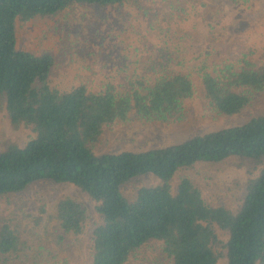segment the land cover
Masks as SVG:
<instances>
[{"label":"trees","instance_id":"16d2710c","mask_svg":"<svg viewBox=\"0 0 264 264\" xmlns=\"http://www.w3.org/2000/svg\"><path fill=\"white\" fill-rule=\"evenodd\" d=\"M131 1L0 0V107L5 105L15 128L33 130L27 143L0 152V197L25 192L40 181L69 183L96 203L102 218L87 231V205L66 197L49 216L56 219L49 228L55 234L41 244L38 232L37 242H29L35 229L30 238L10 217L0 216V253L23 254L27 264H41L37 256L43 264H75L61 247L72 234L79 238L71 239L74 243L90 235V264H126L152 240L161 244L170 264H264V113L175 145L97 154L93 147L106 126L187 121L196 92L191 77L174 72L171 62H153L150 76L134 72L123 89L111 80L98 92L86 85L61 91L49 82L55 57L18 48L21 21L55 16L79 3L124 9ZM228 1L248 5L252 0ZM200 76L205 97L221 116L244 114L264 96V64L248 58L214 71L202 68ZM235 158L260 167L249 178L237 211L207 202L187 172L174 189L180 171ZM150 173L160 183L140 188L134 199L124 195V185Z\"/></svg>","mask_w":264,"mask_h":264},{"label":"rangeland","instance_id":"374dc122","mask_svg":"<svg viewBox=\"0 0 264 264\" xmlns=\"http://www.w3.org/2000/svg\"><path fill=\"white\" fill-rule=\"evenodd\" d=\"M17 33L19 49L35 54L50 52L55 57L49 82L52 88L61 91L86 85L90 91L98 92L111 80L122 84L118 87L123 89L129 86L127 78L134 72L150 76L153 62H171L174 72L191 77L196 92L188 105L187 121L170 126L132 120L106 126L93 147L97 154L175 145L199 134L245 123L264 113V96H259L244 114L219 115L205 97L200 76L202 68L214 71L223 63L242 62L245 58L257 65L264 64V0H252L248 5L228 0H132L124 9L79 3L55 16L21 21ZM32 135V129L12 125L2 104L0 152L12 144L24 145ZM185 172L202 190L207 202L237 211L249 178L257 176L260 167L240 158L198 165L180 171L174 179V189ZM158 183L160 179L150 173L135 178L122 190L126 197L134 199L140 188ZM66 197L87 205L90 214L87 231L102 223L96 203L87 194L72 184L49 181L37 182L22 193L0 197V216L10 217L25 235L30 237L31 233L34 240L30 243L37 242V232L39 243H47L55 234L49 229L56 224V219L49 217L51 210ZM31 228L35 230L31 232ZM71 235V239H79ZM71 239L62 243L63 255H68L75 264H90V235L82 236L76 243ZM19 255L22 257L18 258ZM24 258L23 254L0 253L3 264H27ZM37 259L43 264L44 258L37 256ZM126 264H170V259L161 244L152 240Z\"/></svg>","mask_w":264,"mask_h":264}]
</instances>
